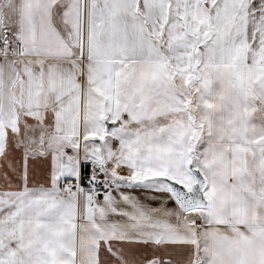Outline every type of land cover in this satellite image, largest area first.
Instances as JSON below:
<instances>
[{"label": "snow or ice", "instance_id": "1", "mask_svg": "<svg viewBox=\"0 0 264 264\" xmlns=\"http://www.w3.org/2000/svg\"><path fill=\"white\" fill-rule=\"evenodd\" d=\"M0 264H264V0H0Z\"/></svg>", "mask_w": 264, "mask_h": 264}]
</instances>
